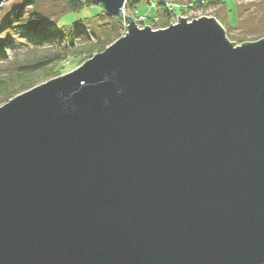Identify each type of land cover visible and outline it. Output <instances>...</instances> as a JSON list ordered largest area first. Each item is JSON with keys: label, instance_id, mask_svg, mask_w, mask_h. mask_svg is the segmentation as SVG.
<instances>
[{"label": "water", "instance_id": "95a60500", "mask_svg": "<svg viewBox=\"0 0 264 264\" xmlns=\"http://www.w3.org/2000/svg\"><path fill=\"white\" fill-rule=\"evenodd\" d=\"M91 1L125 35L0 106V264H264V36Z\"/></svg>", "mask_w": 264, "mask_h": 264}, {"label": "rangeland", "instance_id": "374dc122", "mask_svg": "<svg viewBox=\"0 0 264 264\" xmlns=\"http://www.w3.org/2000/svg\"><path fill=\"white\" fill-rule=\"evenodd\" d=\"M191 1L196 0L175 1L184 6V11L177 7L175 13L171 12L172 23H177L178 16L186 17L187 21L201 16L216 18L226 38L237 42L235 45L264 36V0H201V7H185ZM123 8L124 17L128 15L139 28L145 25L154 28L157 19H150L153 11L146 3L135 9ZM31 10L38 14L31 16ZM103 12L94 3L74 12L68 0H40L35 8L31 0H4L0 6V106L21 92L73 71L124 36L128 25L125 18L117 24L120 32L117 38L111 37L102 49H91L105 33L114 32L109 17L100 16ZM37 15L39 18L34 19ZM28 16L39 27L37 31L49 29L54 33L32 40L23 25ZM140 16L144 20L138 22Z\"/></svg>", "mask_w": 264, "mask_h": 264}, {"label": "trees", "instance_id": "16d2710c", "mask_svg": "<svg viewBox=\"0 0 264 264\" xmlns=\"http://www.w3.org/2000/svg\"><path fill=\"white\" fill-rule=\"evenodd\" d=\"M39 1L40 0H31L32 7L35 8L37 6V4L39 3ZM148 1L149 0H127L125 2L124 7L127 8V9H135L141 3L148 4ZM68 4H69V6H70V8H71L72 11L78 12L83 7L92 5L93 2L91 0H83V1L82 0H68ZM196 7H201V5L200 4H197ZM180 11H184V10L182 8H180ZM30 12H31V16H32V14H38V13H35L34 10H31ZM103 15L108 16L110 22L113 23V29H114L113 31L114 32L111 33V34L110 33H105L102 38L98 39L95 42V44L91 48L92 50H98V49L104 48L107 44L110 43L111 37H113V39L114 38H117L118 35H119V33H120L119 32V29L117 28V24L120 21L117 18H115V17L109 16L105 12H103V13L100 14V16H103ZM29 17L30 16H28V18L25 20V24H23V25H24L25 32L28 34V36L32 40L36 41V40H40L42 38H47V37H49L50 34L54 33V32H52V30H49V29L48 30H45V31H41V32L37 31L36 28H39V27L35 23H33L32 21H30ZM36 18H39V15H37L36 17L34 16V19H36ZM153 18L157 19L156 21L153 22V25H154V28L153 29H159V28H164V27L170 25L172 15H171V12L168 11L165 8V6H163L162 4H159L158 7L152 12V15H151L150 19L153 21L154 20ZM96 19L97 18H94V20H96ZM75 24H77V23H75ZM69 32H70V29L68 30V33Z\"/></svg>", "mask_w": 264, "mask_h": 264}, {"label": "built area", "instance_id": "2783aa9c", "mask_svg": "<svg viewBox=\"0 0 264 264\" xmlns=\"http://www.w3.org/2000/svg\"><path fill=\"white\" fill-rule=\"evenodd\" d=\"M148 2L149 3L147 4V6H148V8L150 9L151 12L154 11L158 7L159 4H162L163 6H165V8L168 11L173 12V13H175V10H176L177 7H179V8L184 7L182 5H177L176 3H178V2H165L164 1L163 3H161L162 0H149ZM200 2H201V0L191 1L185 7H189V8L196 7V5L200 4ZM124 12L125 11H124V8H123V13ZM153 19H155V18H153ZM143 20H144L143 16H140L139 19H138V22L139 21H143ZM176 21H178V19ZM170 24H174V23L171 22ZM166 27H164V28H166ZM159 29H161V28H159Z\"/></svg>", "mask_w": 264, "mask_h": 264}, {"label": "crops", "instance_id": "0c3cea01", "mask_svg": "<svg viewBox=\"0 0 264 264\" xmlns=\"http://www.w3.org/2000/svg\"><path fill=\"white\" fill-rule=\"evenodd\" d=\"M175 1H180V0H175Z\"/></svg>", "mask_w": 264, "mask_h": 264}]
</instances>
